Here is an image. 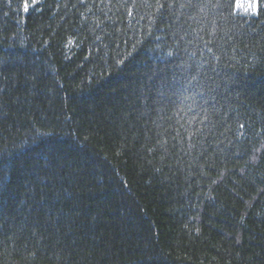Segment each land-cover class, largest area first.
<instances>
[{"label": "trees", "instance_id": "trees-1", "mask_svg": "<svg viewBox=\"0 0 264 264\" xmlns=\"http://www.w3.org/2000/svg\"><path fill=\"white\" fill-rule=\"evenodd\" d=\"M0 0V264H264V0Z\"/></svg>", "mask_w": 264, "mask_h": 264}, {"label": "rangeland", "instance_id": "rangeland-1", "mask_svg": "<svg viewBox=\"0 0 264 264\" xmlns=\"http://www.w3.org/2000/svg\"><path fill=\"white\" fill-rule=\"evenodd\" d=\"M255 5L254 0H238L237 6L243 11V12H253L255 11V8L252 6Z\"/></svg>", "mask_w": 264, "mask_h": 264}, {"label": "snow or ice", "instance_id": "snow-or-ice-1", "mask_svg": "<svg viewBox=\"0 0 264 264\" xmlns=\"http://www.w3.org/2000/svg\"><path fill=\"white\" fill-rule=\"evenodd\" d=\"M33 4L36 3V0H32ZM253 8H255V5L252 6ZM28 8H29V4L27 2V0H25V3H24V11L27 12L28 11Z\"/></svg>", "mask_w": 264, "mask_h": 264}]
</instances>
